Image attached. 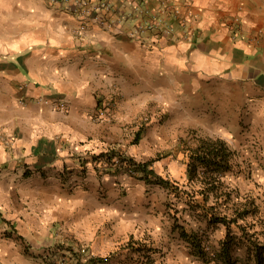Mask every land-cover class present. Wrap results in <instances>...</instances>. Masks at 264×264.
I'll return each mask as SVG.
<instances>
[{"label":"crops","instance_id":"0c3cea01","mask_svg":"<svg viewBox=\"0 0 264 264\" xmlns=\"http://www.w3.org/2000/svg\"><path fill=\"white\" fill-rule=\"evenodd\" d=\"M168 1L174 30L135 36L0 0V264H120L174 199L127 157L181 186L187 148L221 138L256 146L264 172V0Z\"/></svg>","mask_w":264,"mask_h":264},{"label":"rangeland","instance_id":"374dc122","mask_svg":"<svg viewBox=\"0 0 264 264\" xmlns=\"http://www.w3.org/2000/svg\"><path fill=\"white\" fill-rule=\"evenodd\" d=\"M196 140L192 142L193 146L197 143ZM227 143L233 151L234 164L222 176L209 203H217V198L222 196L217 206L221 212L223 210L229 214L233 203L250 193L260 205V212L258 215H250L249 220L256 219L257 223L249 231H264V222H261L264 220V172L261 171L260 164L262 158L258 156L256 146L250 147L240 141ZM198 179H188L184 181L186 183H181V191L198 189ZM172 193L174 199L160 207L161 211L165 210L163 215L159 214L160 220L147 219L142 226H137L133 233L124 238L126 249L121 253L120 264H229L221 255V241L226 238V226L223 223L210 226L205 218L189 206L184 197H178L174 191ZM197 197L200 200L202 198L200 194ZM232 228V234H240L237 226L232 225ZM185 231L196 234V242L182 235ZM261 237L264 239L263 234ZM197 244H200L202 252ZM231 256L235 264L246 262V250L242 247L234 246ZM106 258L108 260L110 255L107 254Z\"/></svg>","mask_w":264,"mask_h":264},{"label":"trees","instance_id":"16d2710c","mask_svg":"<svg viewBox=\"0 0 264 264\" xmlns=\"http://www.w3.org/2000/svg\"><path fill=\"white\" fill-rule=\"evenodd\" d=\"M140 136L141 134L138 132L136 141L140 139ZM115 152V150L102 152L97 158L105 157L108 162H111L113 156L116 155L114 154ZM232 154L233 151L226 140L221 138L198 137L197 143L187 148V156L189 179L199 178L197 183L200 184V186L198 189L194 188L193 190L186 191H181L177 181L164 179L154 168L149 167L151 161L137 162L131 157L125 159L133 170L143 171V175L147 177V179L153 175L156 182L167 184L171 192H176L180 198L184 197L189 206L197 212L198 215L205 218L210 226L219 225L220 223L226 226V238L221 241L223 246L221 255L229 264H235L231 256L234 246L242 247L246 250L245 264H264V239L261 237V234L264 235V231H249L250 228H254L257 223L256 219L252 221L249 220L250 215H258L260 212V205L257 203L256 198L250 193H247L244 198L233 203L231 206V213L229 214L225 213L223 210L221 212L220 208L217 206L222 196L217 198V203H209L213 193L217 191L216 189L222 176L225 175L234 164ZM197 194L202 196L201 200L198 199ZM229 198H231L230 193ZM226 199L227 197L225 200ZM262 221L264 222V220H261V222ZM232 225L238 227L240 234H232ZM182 235L188 239L192 238L193 242H196V234L185 231L182 232ZM197 245L202 252L200 244ZM87 259L88 260L84 262L79 259L77 264H108L106 256L100 257L98 261L90 257ZM71 263H73V261H71Z\"/></svg>","mask_w":264,"mask_h":264},{"label":"built area","instance_id":"2783aa9c","mask_svg":"<svg viewBox=\"0 0 264 264\" xmlns=\"http://www.w3.org/2000/svg\"><path fill=\"white\" fill-rule=\"evenodd\" d=\"M73 13L82 16V20L91 17L107 27H123L127 22H134L132 35L138 36L148 30L169 33L174 30L170 25L168 0H53ZM86 27H76L74 32L84 34ZM61 264H71L68 258H62Z\"/></svg>","mask_w":264,"mask_h":264}]
</instances>
